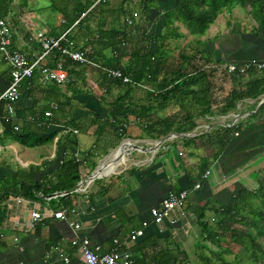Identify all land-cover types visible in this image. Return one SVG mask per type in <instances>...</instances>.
I'll list each match as a JSON object with an SVG mask.
<instances>
[{"label":"crops","instance_id":"0c3cea01","mask_svg":"<svg viewBox=\"0 0 264 264\" xmlns=\"http://www.w3.org/2000/svg\"><path fill=\"white\" fill-rule=\"evenodd\" d=\"M127 1L120 0L117 6H119L121 12H125V17L138 10L139 17L137 20L140 21L141 19L139 25L144 24V35L147 31L152 30L156 35L165 32L171 34L168 40L157 36L156 39L163 48L171 47L184 50L203 46L202 49L204 51L209 50L215 59L229 60L236 63L264 59V43L253 34L248 33V30H246V34H235L232 32L234 31L232 29L235 28L233 27L231 33L235 35L234 37L218 39L216 33V35L213 33L214 35L211 36V30L216 28L219 23L218 18L225 10L218 14L215 21L209 25L206 33L198 38L199 43H196L194 35L190 34L188 28L182 22L174 21L172 25L166 27V20L163 17H165L167 10L175 6L177 0H137L140 5L139 9L131 8L129 5L125 6L124 3ZM51 6L56 8L54 5ZM117 10L118 8L110 5L107 1L106 5L98 8L96 15H99V20L95 23L97 27H93L92 24H89V27H84L81 23H77L70 31L71 36H68V45L72 48H86L89 54L92 53L97 58V60L93 59L99 63L103 60L102 58L110 57L113 52L109 54L107 50V45H110L108 39L101 38L105 39L104 43H101L97 36L94 38L92 35L90 37L85 35V39H82L90 38V43L98 41L99 46H92L88 43L80 44L76 42V39L81 33L80 30L83 29L86 32L98 33L101 30L106 32L119 30L120 28L109 29L112 24L106 18L115 15ZM74 13H76V10ZM83 13L85 12H82L80 16ZM90 14L91 12L84 17L88 20L95 18L96 15L89 17ZM6 18L11 19V22L9 19L8 21L13 31V47L22 52L28 61L34 60L41 53L42 42L44 36H46L44 29L39 27L37 34H35L33 27L36 28V26L29 25L30 27L27 28L21 26L11 5ZM62 20H65L63 16L60 19V24L55 23L54 25L56 29L53 31L59 33L58 35L67 27L66 21L62 23ZM234 23L224 22L226 25H234ZM237 28L240 29L241 27L237 26L236 31ZM49 29H51V26ZM78 31L79 34H77ZM175 33L177 36H174ZM80 36L82 35L80 34ZM250 36L252 38H248ZM232 38L235 39L232 40ZM151 46L155 48L154 44H151ZM155 49L159 50L158 46ZM44 62L52 64L49 57H46ZM127 62L126 60L123 61V63ZM84 69L82 76L75 77L73 75L72 77L69 74V80L72 79L70 81L73 82L71 86H69V80L63 84L55 82L49 84L38 69L31 78L23 81L20 98L16 104L17 117H15V123L19 126V129L26 126L36 128L40 123L48 122L50 123L49 126L60 128L61 131L52 141L38 145L49 151L47 155H41L38 160H35L34 155L29 153L27 149L14 147L13 142L16 141L12 140L9 144L15 151H21L27 167L12 168L7 163L0 164V179L14 175L18 169H28L31 164H42L46 160H51V164L48 167L43 165L42 171L43 173L44 171L50 173L48 176L53 175L52 169L58 167V161L65 152L63 148L57 154L58 144L56 141L58 138L62 139L64 134L67 133L68 129L65 123L68 119L74 118L78 123L79 118L83 117L88 122L87 126L89 127L86 133L101 138V136L96 135L95 125H90L91 114H88L87 111L95 110V104L98 103H104L107 106L110 100L105 99V96H108L111 93V87L116 85L111 84L109 85L110 90H106L107 86L101 84V78L97 71L86 66H84ZM89 69L95 71L90 74L91 78L100 80L98 87L103 91V94L100 92L99 97L92 93L89 94V91L83 88L84 85H78V81L84 80V76L87 74L86 70ZM9 70V65L0 57V91L9 82ZM215 84L216 77L213 74V85ZM118 88L121 92L126 89L125 84L123 87ZM133 89L131 87L126 96L128 102H134L132 100ZM149 90L150 88H148L147 94ZM212 93L214 99L219 100L217 99V91L212 89ZM46 101L53 109L41 107V104L46 103ZM248 103H252V101L249 100ZM172 105L178 107L177 104ZM247 108L250 109L251 106ZM54 110L59 111V115L53 112ZM46 112L50 113L49 116L45 115ZM227 123L214 122L213 124L226 125ZM254 123L248 122L215 157L216 151L213 152L212 156L210 153L200 156L196 152V150L201 149L197 145L207 137L194 138L189 147L185 146L184 140L181 139L180 142L185 146L183 148L188 150L191 147L188 151V160H185L183 164H178L179 157L174 159L173 156L169 160L162 153H158L149 165L133 164V166L120 169L116 173L107 176L108 173L110 174L113 171L111 170L104 177L95 179L90 188L84 193L74 189V194H71V205L78 210L77 220L81 223V228L77 231L73 230L68 221L55 218L51 214V211L57 209L55 208L56 200L54 202L50 200L51 198L42 197L45 194L38 193V199L32 200L11 191L2 192L0 194V205L4 212L0 222V264H83L81 255L71 245V239L74 237H88L93 245L99 246V251L102 253L109 251L114 244L113 240L117 239L122 249L132 253L133 264H163L164 262L162 263L160 260L164 255L175 254L178 249L177 245L188 256L194 254L197 246L194 247L193 245L198 236V226L196 224V214L192 213V209L187 208L190 214L187 213L184 218L178 211H174L172 216L175 217V221H173L174 217H169L158 225L149 222L147 226H143L142 223L144 220H150V208L157 205L169 190L175 192L178 189L187 187L192 180H197L200 173H202L199 163L201 159H206L208 162L207 168L210 169V173L203 179L199 189H192L187 196L185 207L189 205H192L193 208L199 207L205 201L209 202V205L213 202L212 205L215 207L220 203H224L242 188L255 189L258 184L256 175H259L257 173H260L262 167L260 163L261 160H264V123L259 120ZM200 125H202L201 122L198 126ZM79 127L82 129L81 126ZM79 132L76 133V150L79 153L90 150L91 155L89 157H93V154L97 151L96 144L91 143L88 148H85L82 145L84 141H81L78 137ZM65 144L67 150L72 149L69 142ZM104 151L108 150L105 149ZM179 152L177 154L181 156L183 153L179 154ZM193 159H197L198 163H191ZM22 161L20 160V163ZM52 198L55 199L56 197ZM33 210H38L41 217L37 224L31 227L29 223ZM210 213L211 211L205 212V220L210 221ZM138 229L142 230V234L131 240L129 238L131 232ZM191 233H194L196 238H192ZM199 234L201 235L200 232ZM198 246L202 247L203 244L201 243Z\"/></svg>","mask_w":264,"mask_h":264},{"label":"trees","instance_id":"16d2710c","mask_svg":"<svg viewBox=\"0 0 264 264\" xmlns=\"http://www.w3.org/2000/svg\"><path fill=\"white\" fill-rule=\"evenodd\" d=\"M94 2L95 0L93 2L90 0L88 5H84L81 10H76V13L72 15L64 13L67 26L79 18L82 12H85L84 16L88 14L91 11L89 8ZM11 3L12 0H0L1 16L6 17L8 15ZM22 3H25V0H22ZM100 3H103L102 6L106 5L107 0ZM235 7L245 11L254 22L248 33L253 34L264 43V0H177L175 6L167 10L163 18L166 20V27L172 25L174 21L182 22L190 34L194 35L195 42L199 43L198 38L206 33L209 25L215 21L218 14L224 10L231 12ZM84 16L79 19L78 23L84 27H89L88 19ZM232 30L235 34H246L247 32L246 29L241 28L237 31L236 29ZM124 32L101 30L98 33L100 37L108 36L110 45L107 46L113 52L110 57L102 58L101 65L120 68L132 81L125 84L124 92H119L113 100L107 103V106L104 103H98L95 104V110L87 111L88 114H91L90 125H95V132L99 137L108 136L112 142H120L126 137L135 138L131 136L129 130L130 126H133L140 128L150 139H160L170 133H177L184 140V145L189 147L197 135L201 138L206 136L209 140L214 138L219 144L215 157L248 122L255 124L254 122L259 120L264 123V102L259 104L261 96L264 95V69H249L245 73L247 80L244 84L237 80L239 77L232 79L234 80L232 86L220 96L219 100H215L212 93L215 69L213 70L210 65L219 64L223 61L215 59L209 50L204 51L203 46L184 50L171 47L163 48L156 39L157 36L168 40L171 34L165 32L156 35L152 30L147 31L145 35L142 33L146 39V45L141 46V49L131 51L129 54L131 60L123 63L121 62L122 53L119 52L117 46L127 39ZM68 36L70 37L71 33ZM174 36L177 34L175 33ZM248 38H252V36ZM151 44H154L155 48L158 46L159 50L153 48ZM54 54L57 56L59 52L55 50ZM88 55L97 60L92 53H88ZM68 64L70 65L68 68L70 76H82L85 71L84 66L79 63L70 64L69 61ZM98 74L101 78V84L107 86L106 90H110L109 85L111 84L118 87L124 86L118 80L107 78L101 69H99ZM69 84L71 86L73 82L70 81ZM137 85L150 87L147 94L148 102L145 104H136L126 100L131 87ZM247 99H251L253 102L247 103ZM239 103L241 105L247 104L249 108L251 106L247 110L256 108L257 110L243 118L244 120L242 119L231 126L213 124L215 121H210L213 117L240 109L238 108ZM170 104H177L180 107L181 112L178 119L174 116L169 117L160 114V111ZM199 118H207L209 124L212 125L211 128L207 132H200L192 137L181 136V134L189 133L195 129L198 126L197 120ZM49 125L48 122H42L36 128L26 126L17 130L10 125H5L2 136L25 146L35 147L52 141L61 131L60 128ZM65 126L68 129L67 133L62 139L58 138L56 141L58 144L57 154L63 148L65 152L58 161V167L52 169L54 174L48 176L50 173L46 171L43 173L42 171L43 165L48 167L51 160H46L42 164L30 165L28 169H18L14 175L0 179V194L11 191L24 198L34 200L38 199V193L48 194L55 191H67L66 195L50 200H56L55 208L72 204L71 194H74L77 183L86 174L82 172L85 159L81 158L76 161L73 156V153L77 151V135L73 130L79 128L78 123L74 118H71L66 121ZM66 142H69L72 148L69 152L66 149ZM90 153V150L85 151V158H88ZM199 163L203 173L208 167V162L206 159H201ZM202 173L196 181L192 180L187 187H183L188 191V195L196 183H199V187L196 189L201 187L204 179L201 177ZM256 177L258 187L253 190L242 188L224 203L215 207L212 205L213 202L209 205V202L205 201L202 206L193 208L192 205H189L181 209V211L183 210V214L181 213L183 218L187 213L190 214L187 208L192 209V213L196 214V224L200 229L202 238L214 248L211 249L210 245L206 244L202 247L209 249L215 255L218 264H264V174L261 177L256 175ZM206 211H211L213 214V223L205 220ZM3 212L0 205V222L3 218ZM228 241L231 242L228 243ZM232 243L239 246L240 253L235 254L232 251ZM177 247L175 254L164 255L160 261L166 264H188L187 253L180 249L179 245ZM224 253L234 254V259L232 261L226 259ZM199 257L205 264L212 262L211 258L204 253Z\"/></svg>","mask_w":264,"mask_h":264},{"label":"rangeland","instance_id":"374dc122","mask_svg":"<svg viewBox=\"0 0 264 264\" xmlns=\"http://www.w3.org/2000/svg\"><path fill=\"white\" fill-rule=\"evenodd\" d=\"M93 2V0H91ZM108 3L110 5H113L114 7L118 8L116 14L113 16H108L106 17L109 22H111V26H109V29H118L120 28L118 31H125V35H126V40L124 43H122L121 45L117 46V49H119V52L122 53L121 56V62H123L124 60L129 61L131 60L130 56V52L133 50H138L141 49V46H145L146 45V39L144 38V36L142 35V33L144 32V24L142 22V25L140 24V21L136 20L134 26H127L124 23V17H125V12H121L119 9V6H117V4L120 2V0H107ZM90 3V0H25V3H22V0H12L11 3V7L13 9L14 15L17 16V19L19 20V23L21 26H23L24 28L30 27V26H36V28L33 27V32L35 34H37V30L40 28L44 29V32L46 33V36H57L59 33L53 31L55 30L56 26L55 23H57V25L60 24V19L63 15H59V14H68V15H72L75 10H81L82 7L84 5H88ZM95 3V2H94ZM89 8L91 9V14L89 15V17L96 15L98 12V8L101 7L103 3H98V4H94ZM51 5H54L56 8H53ZM124 5H129V7L134 8V9H139L140 5L138 3L137 0H128L127 2L124 3ZM95 7V8H94ZM19 10H21V12H19ZM138 12V10H136ZM18 16H20L18 18ZM64 17V16H63ZM11 22V19L8 18ZM99 20V15H96L95 18H92L90 20H88V24H92L93 27H97L95 25L96 21ZM219 23L216 25V28L213 30H211V33L213 36L215 33L218 34V39L221 38H231L234 37L235 35H233V33H231V28L233 27H237L240 26L242 29H246V30H250L252 23H254L249 16L247 15V13L245 11H243L242 9L235 7L231 12H228L227 10H225V12L219 16L218 18ZM231 21L232 23H234V25H226L224 24V22H229ZM230 22V23H231ZM40 24H42V26H40ZM30 25V26H29ZM44 26V27H43ZM51 26V29H49ZM54 26V27H52ZM233 28V29H235ZM53 34H52V33ZM55 32V33H54ZM81 32V33H80ZM80 32L78 31L77 34H81L82 36H78V38L76 39V34H75V39L77 43L80 44H84V43H88L92 46H99L100 43L98 41H96L95 43H90L89 41L90 38L86 39V40H82L85 39V35H88L89 37L92 35L94 38L97 36V38L100 40L101 43H104L105 39L108 38V36L106 37H100L98 35V32H86L85 29H83L82 31L80 30ZM214 33V34H213ZM48 34V35H47ZM215 34V35H216ZM101 38H105V39H101ZM235 38H232V40H234ZM94 40V39H93ZM118 42V41H117ZM127 42V43H126ZM87 44V45H88ZM109 54L112 53V50L110 47L107 48ZM40 51H43V47L41 46ZM223 64V63H221ZM210 65V64H209ZM217 65V64H215ZM211 66V65H210ZM214 66V65H212ZM214 70V69H213ZM87 74H85L84 76V80L83 81H78V85H84L83 88H85V90L89 91V94H95L96 97H99L98 95H100L101 93L103 94V91H101V89L98 87V84L100 83L99 79H94L91 78L90 74L94 73L95 71L93 70H86ZM213 74L216 77V84L213 85V89L215 91H217V95L218 98H220V96L223 95V93L232 86L233 81L232 79H229L224 70L220 67L219 69H215ZM237 80H239L241 82V84H244V82L247 80V76L244 74L242 76H240ZM49 84H52V81H47ZM63 84V83H62ZM90 88V89H89ZM134 88L132 90V100L136 103V104H145L148 102V97H147V90L150 87H144L143 85H137L132 87ZM101 92V93H100ZM118 92H121V90L117 87V86H112L111 87V93L107 96H105V99L107 100H113L114 95H116ZM98 93V94H97ZM248 103V102H247ZM252 105V104H250ZM243 106L247 107V104H243L242 107H240V109H237V111H241ZM41 107H45L48 108L50 107L51 109H53V107H51V105L49 104L48 101H46V103H42ZM243 111V110H242ZM53 112H56L57 115H59V111L54 110ZM180 107L178 106H174L172 104H170V106L166 107L164 110L160 111V114L162 115H166V116H174L176 119H178L180 117ZM244 112V111H243ZM233 113L235 114L234 111H230L229 113L225 114V115H219L217 117H213L210 119V121L214 120L217 123H227V122H231V119L233 120ZM245 113V112H244ZM246 117V116H244ZM243 118V117H241ZM205 121V122H204ZM198 124L201 122L202 125L198 128L193 129L191 132L189 133H185L184 135L182 134V136H195L198 133L202 132H207L209 130V128H211L212 125L209 124V120L207 118H199L197 120ZM87 121L82 117L79 118L78 120V124L79 126L82 127V129L77 128L79 132L78 137L81 139V141L83 140V146L85 148H88L89 145L91 143H95L96 144V148L97 151L95 152V154H93V157H88V159L85 160L84 164H83V168H82V172L86 173L83 177L87 176L89 173H91L92 171L95 170V168L99 165V163H101L107 155H109V153H111L112 151H114L119 144H121L122 141L124 140H130L135 142L138 146V148L136 149H132L130 152H128V154L125 155V160L117 163L113 168H112V172H110V174L108 173L107 176L116 173L118 170L123 169V168H127L129 166H133V164L135 165H149L152 161V159L158 155V153H162L164 156L168 157V159L170 160L173 156L174 159H177L179 157V162L180 163H184L185 160H188L187 156H188V150L180 141L181 137L176 138V137H170L169 139H166L165 141H163L160 145H157L156 142L158 143L159 140L163 139H150L149 137H147L140 128L138 127H133L130 126L131 128H129L130 133L132 134V137L135 138H124L122 139L120 142H116V141H110L111 139L108 136H101V138H97L95 136H93L91 133H86V131L88 130V126H87ZM229 123H227L226 125H229ZM206 124L210 125V127L206 126ZM204 135V134H203ZM175 136V135H174ZM197 137L200 138V136L197 135ZM206 136H204L203 138H205ZM197 139V138H196ZM12 142V139L8 138L7 140L4 138V136L0 135V164H9V167L12 168H18L19 166L21 167H27L26 161H24V155L21 153V151H15V149H13L11 147V145L9 143ZM115 144V146H113ZM14 147L19 148V149H27V151H29V153H31L32 155H34V159L38 160L40 158L41 155H47L49 153V151H47L45 149V147H41V146H35V147H28L25 146L19 142H13ZM183 145V146H182ZM113 146V147H112ZM201 149L200 150H196L197 153H199L200 156L206 155L208 153L213 154V152L217 151L219 149V144L214 140H209V138H205L204 141L201 143H199V145ZM95 147V145H94ZM143 148V149H141ZM194 148V147H193ZM105 149H107L108 151H104ZM194 149H197L196 147ZM178 150H180L183 154L180 156L177 153L179 152ZM68 152L70 151L67 150ZM85 151H81V153L79 154L80 158H83V155L85 154ZM98 152V153H97ZM192 152V151H191ZM92 158V159H91ZM212 158V157H211ZM20 160H23L22 163H20ZM158 161V160H157ZM190 161V160H189ZM36 162V161H35ZM191 163H198L197 159H193ZM212 164V162H211ZM31 165H35V164H31ZM189 165V164H188ZM17 166V167H16ZM260 166H262L260 168L261 172L259 173V176L261 177L264 174V160H262V162L260 163ZM257 167V166H256ZM106 174V173H103ZM101 174V175H103ZM82 177V178H83ZM104 177V176H103ZM257 182L258 179L256 178ZM93 183L90 182V185L86 188V190H77L78 192L84 193L87 191V189L90 188L91 184ZM258 187V184L257 186ZM179 190V189H178ZM191 198V197H190ZM55 202V200H54ZM209 214V213H208ZM213 214L210 213L209 218H210V223H213ZM209 220V219H208ZM213 225V224H212ZM197 228V227H196ZM185 230V229H184ZM200 229H198V236L197 238L194 236V233H191V237L192 238H196V241L194 243V247L197 246L195 248V253L188 256V264H205L201 258L199 257V255L203 254L207 255L209 258H211L212 262L210 264H218L216 259H215V255L212 254L209 249H206L204 247H200L198 245H200L201 243L204 245H210L205 239L202 238V236L199 234ZM227 239H229L227 237ZM189 241V240H188ZM187 241V243H188ZM231 241H228V243H230ZM211 249H213L214 247L212 245H210ZM231 249L232 251L236 254V253H240V249L239 246L235 245L234 243L231 244ZM224 257L226 259H230L231 261L234 259V254H227L224 253L223 254Z\"/></svg>","mask_w":264,"mask_h":264},{"label":"built area","instance_id":"2783aa9c","mask_svg":"<svg viewBox=\"0 0 264 264\" xmlns=\"http://www.w3.org/2000/svg\"><path fill=\"white\" fill-rule=\"evenodd\" d=\"M105 1L106 0H95L94 4ZM84 14L85 13L77 18L70 26H67L60 35L50 37L44 36L45 38L42 42L43 51L32 61H28L22 52L13 47V31L11 25L6 17L0 15V57L10 67L9 82L7 86L0 91V135L3 134L5 125H10L15 130L19 129V126L15 123V117H17L16 104L20 98L21 86L23 81L31 78L37 69L40 71L45 81L62 84L69 80V61L70 64L79 63L97 72L101 69L105 72L107 78L118 80L122 84L132 82L130 77L124 74L120 68L103 66L91 58L86 48H72L68 45V34ZM138 17V12L133 11L124 18V22L127 26H134ZM62 23H65V20H62ZM62 42H65V44H62ZM55 50L59 52L57 56L54 54ZM46 57L50 58L54 66L44 62ZM212 65L213 69H219L221 67L229 79H234L244 75L249 69H264V60H251L242 64L228 61L223 64L219 63L217 65ZM244 112L238 115L233 114L234 118L232 123L237 121L238 117L247 116L248 112ZM49 114V112H46V115ZM200 126H198V128ZM73 131L77 133V129ZM79 154L78 151L73 153L76 161L81 159ZM83 158H85L84 155ZM209 173L210 170L207 169L202 173L201 177L206 178ZM89 184L82 185L79 188H75V190H86ZM198 187L199 183H196L193 189ZM187 196L188 191L186 189L175 192L169 191L157 205L150 208L151 218L150 220L148 219V221L144 220L142 223L143 226H147L149 222L158 225L166 218H173L174 216L172 215L176 209L179 211V214L182 215L183 210L181 211V209L184 208ZM78 213V210L73 205H62L56 210L51 211V214L55 218L68 221L74 231L81 228V223L77 220ZM40 217L41 213L38 210H33L31 212L29 225L34 227ZM173 221H175V217ZM140 234H142V230H134L131 232L129 238L134 240ZM113 243L109 251L102 253L99 251V246L93 245L88 237H74L71 239V245L81 255L83 264H133L134 259L132 253L122 249L119 240L114 239Z\"/></svg>","mask_w":264,"mask_h":264},{"label":"bare ground","instance_id":"6f19581e","mask_svg":"<svg viewBox=\"0 0 264 264\" xmlns=\"http://www.w3.org/2000/svg\"><path fill=\"white\" fill-rule=\"evenodd\" d=\"M156 144L158 145L157 142ZM137 146L138 145L133 141H122L114 151L109 153V155H107L106 158L101 163H99L98 169L94 174L101 175L103 173L110 172L117 163L125 160V155L128 154V152H130L132 149L138 148Z\"/></svg>","mask_w":264,"mask_h":264},{"label":"water","instance_id":"95a60500","mask_svg":"<svg viewBox=\"0 0 264 264\" xmlns=\"http://www.w3.org/2000/svg\"><path fill=\"white\" fill-rule=\"evenodd\" d=\"M264 102V97L260 100V103ZM175 135V136H174ZM176 133H170L168 135H166L163 139L159 140L158 141V145H160L163 141H165L166 139H169L170 137H176ZM130 140H133V139H130ZM99 166V165H98ZM98 166L95 168L94 171H92L91 173H89L87 176L83 177L76 185L75 188H79L80 186L82 185H87L89 184L90 182H92L93 180L97 179V178H102L103 176H105L106 174L104 175H95V171H97L98 169ZM67 191H55V192H52V193H48V194H45V195H42V197H47V198H52V197H57V196H60V195H63L65 194L66 195Z\"/></svg>","mask_w":264,"mask_h":264},{"label":"clouds","instance_id":"9594fccd","mask_svg":"<svg viewBox=\"0 0 264 264\" xmlns=\"http://www.w3.org/2000/svg\"><path fill=\"white\" fill-rule=\"evenodd\" d=\"M251 61V60H250ZM224 62H228V61H223L222 63H224ZM247 62H249V61H247ZM236 63V62H235ZM246 63V62H245ZM238 64H242V63H238ZM264 97V95H262L261 96V99ZM249 100H251V99H247L246 101L248 102ZM252 102H253V100H251ZM259 104H261L260 102H259ZM259 104H258V106H259ZM240 107H242V105H241V103H239V106H238V108H240ZM248 107V106H247ZM247 107H244V108H242V110L243 111H246V112H248V114L247 115H249L250 113H253V112H256V110H257V108L256 109H251V110H247ZM243 111H234L235 112V115H238V114H241V113H243ZM234 114V113H233ZM233 116V115H232ZM243 118H245V117H243ZM243 118H241V117H238V119H237V121H235L234 123H237L239 120H241V119H243ZM233 122V120L231 119V122L229 123V126H231V125H233L234 123H232ZM206 125H208V124H206ZM210 125H208V127H209ZM198 127V126H197ZM196 127V128H197ZM187 134V133H186ZM236 134H238V133H236ZM235 134V135H236ZM177 136V135H176ZM189 136V135H188ZM194 136V135H193ZM192 137V136H191ZM208 169V168H207ZM206 169V170H207ZM208 170H210V169H208ZM107 175V174H106ZM205 179V178H204ZM94 181V180H93ZM184 189V188H183ZM168 194V193H167ZM166 194V195H167ZM186 200H187V198H186ZM186 202V201H185ZM184 208H185V205H184Z\"/></svg>","mask_w":264,"mask_h":264}]
</instances>
